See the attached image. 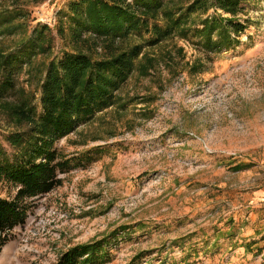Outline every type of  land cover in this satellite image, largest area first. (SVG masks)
Masks as SVG:
<instances>
[{
    "label": "rangeland",
    "instance_id": "rangeland-1",
    "mask_svg": "<svg viewBox=\"0 0 264 264\" xmlns=\"http://www.w3.org/2000/svg\"><path fill=\"white\" fill-rule=\"evenodd\" d=\"M72 1L0 0L3 17L22 14L0 25V57L38 24L49 32L46 50L0 97L5 154L19 151L9 137L26 138L37 125L26 110L31 101L38 108L50 59L70 49L61 36L68 39L69 26L58 15ZM191 1L166 0V8ZM204 16L189 15L144 48L115 104L55 143L70 171L59 176L61 186L30 200L25 224L4 244L0 237V264H54L102 239H110L106 264H264V0L238 13L247 28L229 51L197 47L191 30ZM142 42L131 36L123 50ZM13 193L2 180L0 198ZM251 241L260 253L240 247Z\"/></svg>",
    "mask_w": 264,
    "mask_h": 264
},
{
    "label": "trees",
    "instance_id": "trees-1",
    "mask_svg": "<svg viewBox=\"0 0 264 264\" xmlns=\"http://www.w3.org/2000/svg\"><path fill=\"white\" fill-rule=\"evenodd\" d=\"M253 1L192 0L178 11L167 9L166 0L70 2L66 11L58 15L69 26L68 39L62 33L61 36L70 49L62 50L48 62L37 86L38 108L28 101L26 113L36 116L37 125L26 138H8L10 148H17L18 153L5 154L0 147V182L14 186L12 196L0 198L1 244L13 229L25 224L30 200L61 186L59 176L69 173L68 163L58 159L55 143L115 104L117 92L132 74L134 62L144 48L161 43L189 15L202 11L205 16L195 24L200 23L201 29L191 30L197 47L209 53L232 50L240 44L247 28L248 19L241 20L238 13ZM217 11L229 17L223 18ZM3 16L0 15L1 26L22 18L20 12ZM48 33L45 26L38 24L29 38L0 57V97L14 90V75L22 66L29 64L37 52L46 50ZM131 36L143 42L123 50L124 41ZM109 240L75 246L54 264H106ZM240 247L245 252H261L255 241Z\"/></svg>",
    "mask_w": 264,
    "mask_h": 264
}]
</instances>
